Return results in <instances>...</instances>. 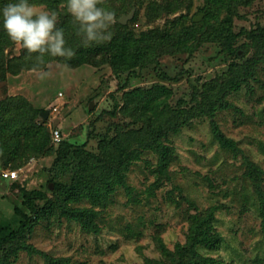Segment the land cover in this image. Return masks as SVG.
I'll return each instance as SVG.
<instances>
[{
  "label": "rangeland",
  "instance_id": "1",
  "mask_svg": "<svg viewBox=\"0 0 264 264\" xmlns=\"http://www.w3.org/2000/svg\"><path fill=\"white\" fill-rule=\"evenodd\" d=\"M134 2L119 14L135 9L133 65L51 60L40 79L11 60L20 45L0 57V154L20 169L0 174L5 234L20 225L12 183L37 198L0 264H264V0ZM55 128L79 147L53 166ZM105 138L135 152L125 184L100 171L95 192L82 150Z\"/></svg>",
  "mask_w": 264,
  "mask_h": 264
},
{
  "label": "trees",
  "instance_id": "2",
  "mask_svg": "<svg viewBox=\"0 0 264 264\" xmlns=\"http://www.w3.org/2000/svg\"><path fill=\"white\" fill-rule=\"evenodd\" d=\"M134 1L135 0H105V4H108L109 6L108 9L113 11L116 16V22L109 29L113 33L112 39L108 42L92 43L90 46L85 47L83 44V36L77 34L79 25L74 22L73 17L67 12V8H60L59 6L62 0H39V3L49 5L50 10L55 11L58 14L57 28L63 29L64 37L66 40V47L73 49V51L75 52V56L71 59H66L45 55L44 63L40 64L36 60L37 54L30 55L26 50L21 55L12 57L11 60L17 61V63L20 65V69L46 68L47 62L51 60L65 63L70 67L80 66L84 63L99 66L105 59L113 61V64L115 65L117 62L120 64L122 63V68L131 65V63L133 65V63H136V60L139 59L141 55L139 52L133 54V51L130 50V46H128V44L129 42H133V39L127 38V36H129L130 34V32L127 31L128 23L123 24L119 22L118 18L123 15L122 14L121 16H119V14L125 11L126 8L138 5V2ZM13 2H17V0H0V10H2L6 4ZM13 44L14 42L9 39L6 31L3 29L2 16H0V57H4L6 48L12 46ZM116 60L118 61L114 63V61ZM17 71L19 70H14L13 72ZM142 131L143 130L139 131V133ZM216 131L219 132L218 129H216ZM218 135L224 144L225 140L223 134L219 132ZM139 143H141L139 145L140 147H143V145L145 144L147 145L145 147H149V142L146 139H141ZM57 144H59V147L56 152L53 166L58 165V163L64 158L66 153H68L71 148L79 147L74 146L64 138ZM152 145L155 148L161 149L162 152L165 151L164 148L166 147H164L161 142H158L156 145L155 141L152 140ZM103 147L104 148H102L100 154L82 150L85 155V168L88 167L94 170V174L88 177L87 182L92 183L90 187H92L95 192H98L99 189L94 188L93 181H95L94 177H98V172L100 171H102V173L104 172L110 177V179L108 178L107 180H105L106 184L109 185L110 190H113L118 185L125 184V168L129 166V163L132 161L135 152L134 148L130 151L129 149L123 150V146L117 139H103ZM162 159L163 161H161V166H164L165 158ZM0 161V167H14L12 163L7 160L6 152L0 154ZM5 179L12 180L9 178ZM12 186L13 188H18V194L22 195L20 201L16 202V205L14 207L15 213L20 217V225L17 230H13L8 234H5L4 230L0 226V250L4 248L6 244L18 239V237L28 229L30 215L29 213H27V210L33 213L37 209V198L35 197V190L17 186L16 182L12 183ZM71 189L72 188H69L67 190L65 189L66 193H71ZM94 199H97V196H94L93 200L91 199L93 204L95 201ZM82 210V213H85V211L87 210L95 212L92 207H87L86 209ZM204 239L205 238H203V240ZM202 261L204 262L203 259ZM187 263L200 264V262H193L190 259L187 261Z\"/></svg>",
  "mask_w": 264,
  "mask_h": 264
},
{
  "label": "clouds",
  "instance_id": "3",
  "mask_svg": "<svg viewBox=\"0 0 264 264\" xmlns=\"http://www.w3.org/2000/svg\"><path fill=\"white\" fill-rule=\"evenodd\" d=\"M104 4L105 0H67V12L79 25L77 34L83 36L85 47L112 39L113 33L109 29L116 22V16ZM0 16L9 39L26 49L28 54H37L38 63H44L45 55L66 59L75 56L73 49L66 47L63 29L57 28L55 11L37 10L29 0H17L6 4L0 10ZM49 75L43 69L38 73L40 79Z\"/></svg>",
  "mask_w": 264,
  "mask_h": 264
},
{
  "label": "built area",
  "instance_id": "4",
  "mask_svg": "<svg viewBox=\"0 0 264 264\" xmlns=\"http://www.w3.org/2000/svg\"><path fill=\"white\" fill-rule=\"evenodd\" d=\"M62 139H63L62 131L59 128H55L53 131V140L58 143ZM1 175L4 178L16 180L20 175V169H15L12 167H1Z\"/></svg>",
  "mask_w": 264,
  "mask_h": 264
},
{
  "label": "water",
  "instance_id": "5",
  "mask_svg": "<svg viewBox=\"0 0 264 264\" xmlns=\"http://www.w3.org/2000/svg\"><path fill=\"white\" fill-rule=\"evenodd\" d=\"M134 14H135V9H132L129 13L123 14L121 17H119L118 20H119V22H121L123 24H127L129 22V20L133 18ZM202 16H203V14L195 16L194 21L201 20ZM44 116L45 117L49 116V110H46L44 112Z\"/></svg>",
  "mask_w": 264,
  "mask_h": 264
},
{
  "label": "crops",
  "instance_id": "6",
  "mask_svg": "<svg viewBox=\"0 0 264 264\" xmlns=\"http://www.w3.org/2000/svg\"><path fill=\"white\" fill-rule=\"evenodd\" d=\"M0 188H1V184H0ZM2 190V189H1ZM2 193H3V191H2Z\"/></svg>",
  "mask_w": 264,
  "mask_h": 264
}]
</instances>
